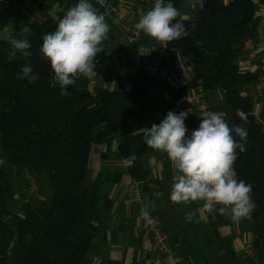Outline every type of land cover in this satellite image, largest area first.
I'll return each instance as SVG.
<instances>
[{"label": "trees", "instance_id": "1", "mask_svg": "<svg viewBox=\"0 0 264 264\" xmlns=\"http://www.w3.org/2000/svg\"><path fill=\"white\" fill-rule=\"evenodd\" d=\"M55 1L62 8L52 15L34 0H0V264L9 263L10 253H15L12 264H82L96 236V222L113 205L105 187L120 182L124 174L139 184L145 203H153L159 197L154 195L157 191L166 194L164 183L152 177L142 161L150 150L142 129L148 126L152 111L147 85L110 89L103 79L94 82V76L80 77L67 87L69 95L61 96L59 84L53 83L48 61L40 53L42 38L54 31L58 19L78 0ZM154 2L137 0L142 6L136 14L138 9L149 10ZM170 2L180 12L177 20L186 31L167 42L169 59L158 65L164 67L179 55L196 67L192 81L176 88L173 98L189 106L190 89L198 84L211 111L223 113L233 127L242 126L247 132L246 140L240 141L246 151L237 149L234 168L238 179L252 186L255 208L250 219L239 222L214 212L209 227L237 264V251L230 240L220 237L218 227L235 225L241 232H251L255 255L242 252L243 257L264 264V112L256 116L250 95L242 90L254 86L259 74L239 65L244 42L258 41V11L264 0H203L187 17L182 12L185 0ZM90 3L102 11L95 0ZM21 25L30 27L31 34L24 37ZM8 37L27 38L32 56L17 54L9 59ZM143 37L142 32L139 42L125 41L135 50L137 44L158 42ZM101 49L94 68L97 75L107 57V50ZM137 59L144 58L139 54ZM24 65H31L37 74L34 83L19 78ZM214 90L223 91L221 103L209 99ZM238 108L247 114L246 122L236 116ZM103 140L115 141L116 158L131 162L116 170L99 171L88 184L92 145ZM26 173L36 180L39 190L45 188L44 198L35 204L25 194L15 203L13 180ZM149 184L158 187L152 189ZM199 264L213 263L204 257Z\"/></svg>", "mask_w": 264, "mask_h": 264}, {"label": "crops", "instance_id": "2", "mask_svg": "<svg viewBox=\"0 0 264 264\" xmlns=\"http://www.w3.org/2000/svg\"><path fill=\"white\" fill-rule=\"evenodd\" d=\"M114 1L120 6L119 15L107 18L100 11L105 16L110 30L103 41L104 46L101 47L107 50V57L101 64L98 75L94 76V82L103 79L105 85L110 89H130L134 86L133 78L141 77L145 73L147 80L144 81V85L148 86L147 98L152 109L147 127L150 128L152 124L158 125L169 111L175 113L187 111L188 115L184 123L188 129L187 134L190 135L191 131L198 127L202 117L197 108L198 102L203 96L202 89L198 84L190 89L187 97L189 106H182L180 100H175L173 91L192 81L196 72L195 65L176 55L168 66L160 67L151 59L144 58L133 61L134 66L131 68L130 62H126L129 55L118 43V35L123 32L126 40L129 27L137 23L139 19L136 8L142 4L130 0ZM34 2L45 6V11L52 15L62 8L55 0H34ZM143 35L144 39L148 38L144 33ZM263 39L264 23H260L257 42ZM114 45L117 47L113 48ZM259 55L260 53L257 51L244 50L239 58L241 69L259 74ZM248 89L251 90V95L248 94ZM242 90L245 94L250 95L255 115L258 116L264 112V75L263 87L260 91L255 89V85L243 87ZM208 97L213 103L218 104L223 101L224 93L222 90H214L209 92ZM224 119L230 126H233L225 115ZM114 149L117 150V143L111 140H103L92 145L88 170V172L92 171V180L101 166L113 165V160L105 154ZM115 161H118L119 165L127 166L131 159L116 158ZM142 161L145 167L150 169V175L159 178L164 183L166 194L157 197L153 203L139 202L130 195L134 182L128 174H124L120 182L107 186L105 191L113 200V205L111 210L96 222V236L92 240L82 264H174L164 254L152 249V237L148 230V222L140 216V209L145 204L148 205L147 211L168 232L170 243L180 258V264H199L204 258H202L201 247L194 246L192 241H200L202 246L213 251L214 255L221 259L219 264H229V260L224 258L222 250L217 246L219 242L212 228L209 227V216L214 212L201 213L197 211L193 221L186 223L185 213L199 209L202 202L197 201L185 205L170 201V182L173 169L166 155L150 149L142 156ZM217 231L222 239L231 241L236 251L245 252V243L252 242V233L241 232L235 225L219 226ZM234 231L236 234L232 235ZM209 260L211 261V259ZM232 264L235 262L233 261Z\"/></svg>", "mask_w": 264, "mask_h": 264}, {"label": "clouds", "instance_id": "3", "mask_svg": "<svg viewBox=\"0 0 264 264\" xmlns=\"http://www.w3.org/2000/svg\"><path fill=\"white\" fill-rule=\"evenodd\" d=\"M137 12L139 19L133 27L162 44L181 38L186 31L184 24L177 20L180 12L170 0H155L149 10L138 9ZM109 30L105 16L90 0H78L58 19L54 31L44 34L40 53L48 61L53 83L59 84L61 96L69 95L67 87L74 85L80 77L97 76L94 71L96 57L102 51L100 46ZM31 31L27 25L20 26L24 37ZM7 43L9 59L16 58L17 54L24 58L32 56L29 51L32 45L27 38L8 37ZM19 78L34 83L37 74L31 65H24ZM187 115V111H169L158 125L142 128L146 146L165 154L173 169L170 201L185 205L202 202L199 209L185 213L186 222H192L197 211L218 212L234 222L250 219L255 208L252 186L238 179L234 168L237 149L246 151L244 143L240 142L246 140V130L239 125L230 126L223 113L208 111L188 135L184 123ZM236 116L247 121V114L239 108ZM148 186L158 187L155 184ZM154 195L161 193L157 191ZM147 209L145 204L140 209V216L151 224L153 221Z\"/></svg>", "mask_w": 264, "mask_h": 264}, {"label": "built area", "instance_id": "4", "mask_svg": "<svg viewBox=\"0 0 264 264\" xmlns=\"http://www.w3.org/2000/svg\"><path fill=\"white\" fill-rule=\"evenodd\" d=\"M98 5L102 8V12L105 16L109 18H114L120 13V6L114 0H95ZM258 14L261 17V23H264V4L259 7ZM143 31L136 30L133 25L129 27L126 38L130 43L139 42ZM136 50L142 56V58H149L154 63L159 64L162 61H168L169 59V49L167 43L162 44L157 42L156 44H137ZM244 50H253L260 53L259 55V81L255 84V89L260 91L263 87V75H264V39L260 42H254L251 39L246 40L243 45ZM168 66V63L165 65ZM198 111L201 116L205 112L211 111L207 100L201 99L198 102ZM29 177L30 184L28 191L25 192V199L28 200L32 193L37 189L35 180L31 177L29 173H26ZM130 195L135 197L139 202H144V197L141 193V188L138 183H134L133 188L130 190ZM152 223H148V230L152 237V249L156 252L162 253L165 257L173 262L174 264H180V258L176 254L174 248L170 243V238L168 232L157 222L153 215L149 213ZM244 251L250 255H255V250L252 242L248 241L244 245Z\"/></svg>", "mask_w": 264, "mask_h": 264}, {"label": "rangeland", "instance_id": "5", "mask_svg": "<svg viewBox=\"0 0 264 264\" xmlns=\"http://www.w3.org/2000/svg\"><path fill=\"white\" fill-rule=\"evenodd\" d=\"M130 1H133V2L137 3V0H130ZM202 2H203V0H185L184 9L182 10V12L185 15H189L190 16V15H192V14H194L196 12V10L201 6ZM118 43H119L120 46H122V49H124L126 54H128L130 56V59L126 60V62L127 63L130 62L129 66L132 68L134 66L133 61L134 62L137 61V55H139L137 50L133 51L132 45L129 42L125 41L123 32L120 33V35H118ZM103 46H104V43H102L100 47H103ZM115 47H117V46L114 45L113 48H115ZM123 56L125 57L124 53H123ZM146 80H147V75H145V73H143V75L141 77L133 78L134 86H142L143 87L144 86V81H146ZM147 88H148V86H147ZM150 89H152V88L150 87ZM247 92H248V94L251 95V90L250 89H248ZM105 155L113 160V165H111V166L103 165V166H101L99 171L110 170V169L111 170H113V169L116 170V169H118L120 167L119 164L117 163L118 161H115L116 160V150L115 149L108 151ZM91 174H92V171H89L88 175H87V180H88L87 183L88 184H91V181H92ZM29 184H30V180H29V177L27 175H25L24 177H16L13 180V187H14L15 198H16L15 203H18L20 201V199L22 198V195L26 191H28ZM35 184H36V186H38V183L36 182V180H35ZM106 187H105V190H106ZM44 189L45 188H43V189L41 188L39 190L37 188L32 193V195L30 196L32 204H35L36 201L39 198H44V196H45L44 195L45 194L44 193V191H45ZM186 223H188V222H186ZM11 225L13 226V223ZM235 234H236V231H234L232 235H235ZM213 242H215V241H213ZM192 243H193L194 246L201 247L202 258L203 257L209 258V259H211L213 264H219L221 259H219L220 257L217 258V255H214L213 251H210L207 247L202 246L200 241H197V242H193L192 241ZM217 246L222 250V254H224V258L225 259L227 258L229 260V264H232L233 261H232L231 257L227 256V254L223 250L222 245L218 243ZM243 253L240 252V251H237V253H236V258L239 260L240 264H253L252 262L247 261L243 257ZM14 257H15V253H10V255H9V263L8 264H12L13 263ZM199 258L201 259V257H199ZM235 264H237V263H235Z\"/></svg>", "mask_w": 264, "mask_h": 264}]
</instances>
